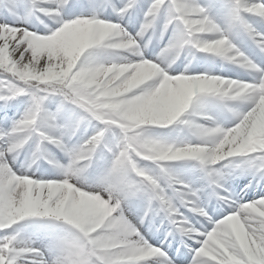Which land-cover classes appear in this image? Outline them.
Listing matches in <instances>:
<instances>
[{
  "label": "snow or ice",
  "instance_id": "obj_1",
  "mask_svg": "<svg viewBox=\"0 0 264 264\" xmlns=\"http://www.w3.org/2000/svg\"><path fill=\"white\" fill-rule=\"evenodd\" d=\"M0 264H264V0H0Z\"/></svg>",
  "mask_w": 264,
  "mask_h": 264
}]
</instances>
